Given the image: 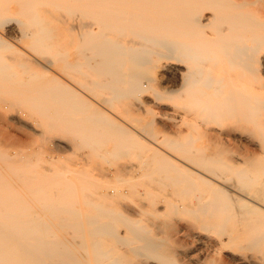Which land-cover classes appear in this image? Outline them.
Wrapping results in <instances>:
<instances>
[{
	"label": "bare ground",
	"instance_id": "bare-ground-1",
	"mask_svg": "<svg viewBox=\"0 0 264 264\" xmlns=\"http://www.w3.org/2000/svg\"><path fill=\"white\" fill-rule=\"evenodd\" d=\"M263 68L264 0H0V124L25 114L38 131L29 112L106 163L132 152L142 162L96 175L76 161L47 175L26 157L8 158L0 264H264L259 208L235 206L238 184L255 182V196L264 195V155L237 170L247 161L229 165L220 147L215 159L198 157L192 138L166 151L164 140L143 142L103 109L125 101L127 111L146 112L149 95L154 104L163 97L177 103L172 128L206 136H229L236 111L264 151ZM44 140L53 153L68 145ZM244 241L254 255L229 250Z\"/></svg>",
	"mask_w": 264,
	"mask_h": 264
},
{
	"label": "rangeland",
	"instance_id": "rangeland-1",
	"mask_svg": "<svg viewBox=\"0 0 264 264\" xmlns=\"http://www.w3.org/2000/svg\"><path fill=\"white\" fill-rule=\"evenodd\" d=\"M64 35L65 34H63V37ZM260 75H261L262 80L264 81V68L262 69ZM149 96H150L149 97L150 99L146 105L148 111L146 112L141 111V110L138 111L137 108L136 109L133 108L132 111L130 110V112L127 111L126 109L127 105L125 101H122L120 103H114L112 105H106L103 109L105 110L106 113L108 112L109 114H112L111 118H113L114 120L118 122H121L122 124L121 123L120 124L122 126L123 125L126 126V129L131 127L130 129L132 131L135 132L136 130L137 133H134V132H131L130 129H127L129 132L134 133L133 135L138 136V138H140L143 142L151 144L152 142L156 141L155 140L156 138L159 141L164 140V143H161L160 145L164 150L169 148L166 145L167 143H170L172 141L186 142L188 139L192 138L194 141V147L198 152V154H196L198 157L203 156V157L215 159L216 157L215 155L217 154V148L220 147L226 150V152L221 150L222 151L221 159L229 163V165L236 167V164L240 162L238 159L247 161L245 165L243 164L238 165L236 167L237 170L239 168L246 169L250 167L252 163L258 160L257 159L258 157L260 158L262 157V155H264V151L261 149V146L257 145L258 140L256 139L255 136H253V134L255 133L257 134L259 131L255 129V127L247 119L242 117V115H240L238 112L236 111L230 112L229 122H225L226 125L227 124L229 125V136L220 135V134H213L211 136L210 135L206 136V135H203L202 133L192 134L186 126H181V128L179 127L172 128L170 121L168 119V116L171 114L173 107L177 105L176 102L171 103L167 99H164L163 97H161L158 100L159 104H154L152 103V100H154V97H152L151 95ZM14 106L16 110L18 111L22 112L25 110V107L18 103L15 104ZM116 106L118 107L120 106V107L118 108ZM28 116L32 118L34 121L36 120V123L42 126V127H38L37 129L38 131L32 130L30 128L31 127L30 125L33 124V122L30 121V119H28V117H26L25 114L23 116H20L19 117L20 119H17L15 121H10V127L0 124V162H1L0 165L5 166L8 163H11V162H8L7 160L8 158H19V159L22 158L21 161L18 159L17 161L13 163L16 165H24L23 162H25L24 159L26 157V159H28L27 160L28 161L27 163H29L28 165L35 166L37 173H41L40 171L49 170L47 172V175H53V174H57V173H54L57 171L58 173L67 174V172L66 171L64 172V170L72 167L75 164V162L78 161V163H76L77 166L82 167L85 171H89L90 173L97 175L101 171L105 170V168L106 169L111 168V164H114V163L116 164L119 163L122 165H132V166H138L142 163L137 158L138 154L135 152H132L131 154L124 156V158L120 157L121 158L120 160L118 158L117 160H113L110 163L109 162L106 163L104 162L103 159L98 158L94 153H92L91 150L80 149L78 146H76V144L72 140H69L71 138L67 136L66 134L60 131H56V130H49L47 125L38 117L30 114L29 112H28ZM119 118H120V121H119ZM153 118H156V122L158 125H156L153 129H150V128L148 129V127H146L145 124L147 125L148 123L147 121H151ZM160 124H161V127L159 126ZM156 128L159 130L158 133L156 132L158 131ZM160 128H161V131H160ZM171 129L172 130L174 129V130L172 131ZM42 132H44V136L51 135L56 140H59V139L66 140L68 142V145L64 146L65 150L59 153H53L52 151L45 150L46 149L45 146L47 144L44 140V136L41 135ZM4 135H5V138L7 137L8 139L7 142L1 139L2 136L4 137ZM40 135L42 136V138L40 137ZM40 147L42 151L40 150ZM42 147H44V149ZM153 147H154V144H153ZM155 147L158 148L157 146ZM162 148L161 150H163ZM168 150L170 149H167L166 151ZM171 151L169 152H171L172 154H175V156L177 157H181L177 151H173V150ZM163 153H166V152L163 151ZM2 158H4V161L1 160ZM95 162H98V163L95 164ZM93 166H95L96 168ZM97 167L100 168V170ZM29 169L30 171L34 170L33 167ZM98 170L99 172H97ZM254 187H260V185L256 184L255 182H252L250 184H243V185L238 184L240 196H238L237 200L235 199V202H236L235 206H239V205L242 207H247L248 205L256 206L257 208H259L258 210L260 214L259 218L264 221V195H261V197L255 196L252 190ZM165 193L170 194L168 196L169 197L171 196V199H173L174 201L179 200V199L181 200V197L178 196V194L174 191L173 192L166 191ZM248 197L250 198V200ZM120 201L121 203H119ZM120 201L115 202L114 204V208L116 210L125 209L123 208L124 205L132 204L131 202L136 201V197L133 196L130 199L120 200ZM252 202L253 204H251ZM233 226H234L233 222H229L227 225L229 229H231V227ZM263 231H264V228L262 232ZM245 244L247 245V243L244 241V243L241 244V247L236 246L237 247L235 248L236 250H233L234 247L231 248V245H229V250L241 256L242 255H247V256L254 255L256 252L255 250L250 249V248L246 249L242 247V246H246Z\"/></svg>",
	"mask_w": 264,
	"mask_h": 264
}]
</instances>
